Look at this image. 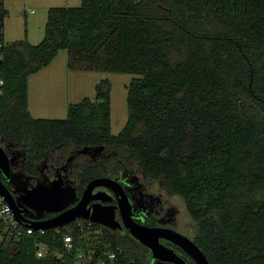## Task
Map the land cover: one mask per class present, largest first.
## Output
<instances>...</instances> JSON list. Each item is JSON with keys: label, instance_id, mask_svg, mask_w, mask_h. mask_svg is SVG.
I'll use <instances>...</instances> for the list:
<instances>
[{"label": "trees", "instance_id": "16d2710c", "mask_svg": "<svg viewBox=\"0 0 264 264\" xmlns=\"http://www.w3.org/2000/svg\"><path fill=\"white\" fill-rule=\"evenodd\" d=\"M60 48L69 68L78 62L134 74L117 133L107 78L94 84L93 99L68 103L65 117L30 114L27 76ZM0 79V145L12 170L31 181L57 165L78 195L95 176L137 168L182 198L195 222L191 239L211 264H264V0L50 6L38 42H5ZM92 227L99 233L79 235L66 224L0 239V264H74L66 255L35 256V239L56 246L66 232L87 254L118 245L121 264H149L148 248L127 231Z\"/></svg>", "mask_w": 264, "mask_h": 264}, {"label": "rangeland", "instance_id": "374dc122", "mask_svg": "<svg viewBox=\"0 0 264 264\" xmlns=\"http://www.w3.org/2000/svg\"><path fill=\"white\" fill-rule=\"evenodd\" d=\"M79 4L80 0H3L5 10L2 29L3 39L8 42L25 38L30 43H36L43 37L46 13L50 6H75ZM67 58V50L60 48L48 64L27 76V108L30 114L33 117H65L68 103L80 101L83 97L93 99L94 84L101 78H107L111 85L110 130L112 133H117L127 118L126 84L134 74L103 69H87L84 64L78 62H72L71 68H69ZM96 148L99 149V147H95L91 150ZM65 174L61 167L51 165V167L40 169L37 174H33L32 180L29 176L31 181H28L27 176L29 174H25L22 168H13V170L11 169L10 181L14 186L10 190L14 195L20 196L25 188L23 184L27 185L26 188L49 186L60 177L64 192L72 198L74 194L76 195V188L72 180L67 181ZM123 176L140 184L143 192L138 193V195L147 198V203L141 205L145 206L151 202L150 213L160 214L162 220L168 216L170 225L191 238L195 222L187 214L184 202L178 194L167 192L154 179H145L137 168L128 169L126 173H123ZM20 185L21 187H19ZM129 193L131 197L136 195L132 190ZM63 199H66V196ZM67 200H63V203ZM29 213V216H41L43 211L36 207ZM185 259L187 261L188 258ZM187 264L192 263L190 261Z\"/></svg>", "mask_w": 264, "mask_h": 264}, {"label": "water", "instance_id": "95a60500", "mask_svg": "<svg viewBox=\"0 0 264 264\" xmlns=\"http://www.w3.org/2000/svg\"><path fill=\"white\" fill-rule=\"evenodd\" d=\"M0 172L6 177H11V162L4 148L0 145ZM99 185L109 187L116 199V205L120 215L117 220L114 215L113 206L93 205L87 206L90 198L109 199L111 194L104 190L92 192L93 188ZM64 188L60 183V177L49 186H36L24 188L23 194L15 196L12 191L0 179V195L11 206L15 219L22 225L33 229H47L61 226L76 217L89 218L93 222L104 224L110 228L121 227L127 229L129 234L144 244L150 251V260L158 259L174 264H186L185 259L177 254L172 247L162 243L159 238H165L182 248L196 264H211L204 252L187 235L171 228L162 226H150L139 223L133 219V212L128 194L117 179L110 176H95L88 180L82 189L78 200L71 206L64 209L63 197ZM32 197L35 207L40 209L60 210L56 214L38 218L39 216H27L25 209L19 204L18 200L26 201Z\"/></svg>", "mask_w": 264, "mask_h": 264}, {"label": "built area", "instance_id": "2783aa9c", "mask_svg": "<svg viewBox=\"0 0 264 264\" xmlns=\"http://www.w3.org/2000/svg\"><path fill=\"white\" fill-rule=\"evenodd\" d=\"M3 0H0V56L1 48L4 46L5 42L2 35L3 29ZM2 80L0 79V83ZM70 224L73 228L77 230L79 235L87 234L92 232L93 234L99 233V229L92 227L94 222L89 218L76 217L71 221L63 224ZM61 225V226H63ZM60 226L53 227L55 231H58ZM41 232L44 229L38 228L33 229L32 227L24 226L20 224L14 217L11 206L5 201V199L0 195V239L5 240H17L23 235H29L33 231ZM35 256L43 258L46 256L61 257L63 255L69 256L74 264H121V259L117 255L120 250V246L116 245L114 248L104 247L101 251L96 254L93 252L88 254L81 248L79 242L76 243L74 236L70 232L63 233L61 235V242L56 246H50L46 241L41 239H35ZM127 264H137L132 259L127 261Z\"/></svg>", "mask_w": 264, "mask_h": 264}, {"label": "flooded vegetation", "instance_id": "af4514ba", "mask_svg": "<svg viewBox=\"0 0 264 264\" xmlns=\"http://www.w3.org/2000/svg\"><path fill=\"white\" fill-rule=\"evenodd\" d=\"M0 174H2V173L0 172ZM2 176H3V179L5 181H9L10 183H12L10 181V178H6L3 174H2ZM0 179L4 182V180L2 178H0ZM115 179H117L119 181V183L122 185V187L124 188V190L128 194V197L130 199L131 206H132V208H131L132 212H133V216L132 217H133V219L135 221H137L139 223H142V224H145V225L171 227V228L175 229L174 226L169 224V217L168 216L165 217L163 215L166 219L162 220L161 219L162 216L160 214H152V213H150L151 202L146 204L145 206L141 205L142 203H144V204H145V202L147 203V198L146 197L145 198L142 197L143 195L142 196L138 195V193L143 192L139 183H135L134 181H132L128 177L125 178L124 176H121L120 178H115ZM23 185H24L23 187H25V188L27 187L26 184H23ZM13 186H14V184L12 183V187ZM19 187H21V185ZM98 190H104L107 193L111 194L112 197L109 198V199L90 198L88 200V202H87V206H91V207L93 205L113 206L114 207L115 218L117 220L121 221L120 220V215H119V212H118V208H117V205H116V199L113 196V193L110 190V188L106 187V186H103V185H99L98 187L97 186L94 187L92 192H95V191H98ZM130 190H132L133 192L136 193L135 197H131L130 196V193H129ZM81 192H82V190L80 191V193L78 195L74 194V196L72 198L67 196L66 199H68L67 200L68 203L64 202L62 209L73 205L78 200V198L80 197ZM15 196L19 197L17 194ZM66 199H64V201H66ZM32 200H33L32 197L27 198L26 201H22L20 199L18 200L19 204H21V206L25 209V214L27 216H29V214H30L29 212L32 211V209L36 208L34 206L35 203ZM40 210H42L43 213L38 218H45V217L52 216V215L56 214L57 212H59L61 209L60 210H52V209H46V208L43 209L42 208ZM116 229H118L120 232L127 231V229L123 226V224H121V227H118ZM175 230H177V229H175ZM159 240L162 243H164L165 245H167L169 247H172L174 249V251L177 254H179L180 256H182L184 259L187 257L188 258L187 261L185 259L186 264L191 261L192 258L182 248H180L178 245L170 242L169 240H167L165 238H159ZM148 251H149V249H148ZM149 254H150V251H149ZM155 263H159V264H161V263L174 264V263H171V262H168V261H160L158 259L150 260V256H149V264H155Z\"/></svg>", "mask_w": 264, "mask_h": 264}]
</instances>
